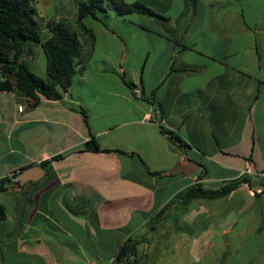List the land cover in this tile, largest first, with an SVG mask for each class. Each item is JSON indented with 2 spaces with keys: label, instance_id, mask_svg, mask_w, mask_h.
Masks as SVG:
<instances>
[{
  "label": "crops",
  "instance_id": "crops-1",
  "mask_svg": "<svg viewBox=\"0 0 264 264\" xmlns=\"http://www.w3.org/2000/svg\"><path fill=\"white\" fill-rule=\"evenodd\" d=\"M81 1L41 0L56 20L76 18ZM137 1L154 13L118 14L105 0L121 22H84L92 44L73 29L80 69L53 97L31 106L14 86L16 66H1L10 84L0 89V178L61 158L22 190L0 192L9 200L0 251L22 252L23 264H126L115 255L132 237L137 264H264V0ZM39 19L45 40L48 19ZM27 51L46 78L41 45ZM91 136L111 151H81ZM187 161L200 165L194 174L170 173ZM240 176L224 197L171 204L189 186ZM158 231L177 242L151 243Z\"/></svg>",
  "mask_w": 264,
  "mask_h": 264
},
{
  "label": "trees",
  "instance_id": "trees-1",
  "mask_svg": "<svg viewBox=\"0 0 264 264\" xmlns=\"http://www.w3.org/2000/svg\"><path fill=\"white\" fill-rule=\"evenodd\" d=\"M105 0H84L78 5L77 15L74 20L79 30L85 33L89 42L94 41V33L84 24V19L90 16L103 25L108 26V14L104 5ZM118 14L130 13H154L143 3L135 0L131 3L125 0H108ZM36 8L33 0H0V71L3 79H0V89L9 88V80L1 69V66L15 65L14 86L24 96L33 100L31 106L37 103L39 94L46 97H53L57 87L67 89L73 74L80 69L82 43L78 33L68 28L62 20H48L47 28L50 36L41 40L39 29L40 24L36 18ZM40 44L46 56V78L36 75L30 68L23 56L28 53L27 48ZM30 54V53H28ZM86 119V115L84 114ZM174 138L181 142L175 135ZM81 151L109 152L110 149H100L94 136L84 142ZM118 151V150H117ZM61 158L60 155L40 162V166L49 174L51 171V161ZM154 175H161L162 172H149ZM15 174L0 178V192L8 190L12 185L22 190L25 184H20L15 179ZM245 177H237L217 189L203 188L197 183L189 186L178 193L171 202L179 204L182 210L186 209L190 201L202 199H217L226 196L242 182H246ZM168 206L155 212L148 221V233L151 234L158 223L165 217ZM6 219V211L0 204V221ZM147 241V238H143ZM140 239L127 237L116 252L115 259L126 264H137L135 248Z\"/></svg>",
  "mask_w": 264,
  "mask_h": 264
},
{
  "label": "rangeland",
  "instance_id": "rangeland-1",
  "mask_svg": "<svg viewBox=\"0 0 264 264\" xmlns=\"http://www.w3.org/2000/svg\"><path fill=\"white\" fill-rule=\"evenodd\" d=\"M33 4L37 8V13H38V16L40 18H41V16H44V18H46L48 20H56L54 14H53L56 12H54L52 10H44V7L42 5L41 0H34ZM62 13L63 14H61V15H64V16H62L63 18H61L60 20L64 21L69 29L73 30L76 27L75 23L73 22L75 20V18L72 19L70 17L69 12H62ZM39 17H38V22H40ZM84 22H99V21L90 17V16H87L84 19ZM107 22H121V20L114 13L109 12V18H108ZM7 198H8L7 195L0 193V202L8 204L9 200ZM198 220H199V218L196 221H198ZM11 222H13L12 219H10V221L8 222L7 225L9 226V224ZM194 223L195 224H193V226H191L192 232H195L198 230V227L196 224L197 222H194ZM163 225H165V224H162L161 226H163ZM3 226L4 225H0V228ZM178 236L179 235L177 233H170L168 235H166V234L161 235L160 231H158L157 233H154L153 238L150 241H151V243L156 244V245L174 244L177 242ZM0 255H3V259L0 256V264H23V259H24L23 253L14 251L13 248H3L0 251Z\"/></svg>",
  "mask_w": 264,
  "mask_h": 264
},
{
  "label": "water",
  "instance_id": "water-1",
  "mask_svg": "<svg viewBox=\"0 0 264 264\" xmlns=\"http://www.w3.org/2000/svg\"><path fill=\"white\" fill-rule=\"evenodd\" d=\"M200 165L194 161H187L183 164H180L174 170L170 171V173H184L187 175L194 174ZM46 174V171L43 167L38 164H33L22 171L15 174V179L19 181L20 184H25L28 181H36L43 177Z\"/></svg>",
  "mask_w": 264,
  "mask_h": 264
},
{
  "label": "built area",
  "instance_id": "built-area-1",
  "mask_svg": "<svg viewBox=\"0 0 264 264\" xmlns=\"http://www.w3.org/2000/svg\"><path fill=\"white\" fill-rule=\"evenodd\" d=\"M0 79H3V75H2V73H1V71H0ZM132 92H133L134 96H137V97L142 96V90H141V87L138 86V85H134V86L132 87ZM19 109H22V106L19 105Z\"/></svg>",
  "mask_w": 264,
  "mask_h": 264
}]
</instances>
